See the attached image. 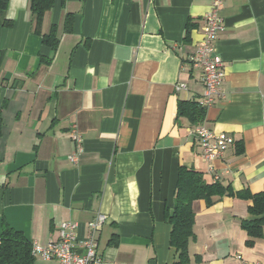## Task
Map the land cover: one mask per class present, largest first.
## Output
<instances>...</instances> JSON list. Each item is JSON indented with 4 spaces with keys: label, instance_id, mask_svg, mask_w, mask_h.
<instances>
[{
    "label": "crops",
    "instance_id": "0c3cea01",
    "mask_svg": "<svg viewBox=\"0 0 264 264\" xmlns=\"http://www.w3.org/2000/svg\"><path fill=\"white\" fill-rule=\"evenodd\" d=\"M212 0H57L43 30L59 25L50 47L33 32L29 0H10L11 27L0 29V234L3 222L46 245L62 221L78 239L95 233L102 264H172L171 225L180 164L235 190L264 193V0H225L216 49L225 62L222 96L204 124L242 140L214 161L202 157L193 126L177 118L180 99L201 100V71L189 60ZM75 14L74 31L64 17ZM196 26L185 41L186 24ZM179 83L186 89L177 90ZM77 125L78 150L72 139ZM76 153L77 161L70 155ZM251 201L224 196L193 204L190 264H264V235L253 245L241 220ZM118 235V244H109ZM35 264H59L37 257Z\"/></svg>",
    "mask_w": 264,
    "mask_h": 264
},
{
    "label": "trees",
    "instance_id": "16d2710c",
    "mask_svg": "<svg viewBox=\"0 0 264 264\" xmlns=\"http://www.w3.org/2000/svg\"><path fill=\"white\" fill-rule=\"evenodd\" d=\"M57 0H29V10L32 17V30L40 35L44 45L50 47L49 56L42 55L41 62L50 64L54 59L56 50L60 45L59 25L51 24L47 31L43 30V23L49 11L56 5ZM65 5V0H61ZM10 0H0V29L11 27L14 20L7 16ZM75 14L67 12L64 17L63 30L65 33L74 31ZM196 26L192 18L186 24L185 41L190 40L192 29ZM6 51L0 49V67L3 64ZM207 108L199 100L180 99L178 101L177 118L185 117L189 123L196 127L204 123ZM2 120L0 116V133ZM236 141V140H235ZM236 152H244L242 140L236 141ZM175 188L174 205L167 206L164 218L173 227L170 234V245L176 250V258L172 264H190V240L195 239L194 226L196 212L193 204L196 200H204L207 206H212L224 196H235L250 200L249 213L251 218L241 220L242 227L250 236L248 245H253L256 238L264 235V193H254L249 188L235 190L231 184H224L219 176L210 181L204 172L194 166L180 164ZM109 244H118V235L111 238ZM37 256L33 253V242L25 233L17 230L7 222H3L0 234V264H35Z\"/></svg>",
    "mask_w": 264,
    "mask_h": 264
},
{
    "label": "built area",
    "instance_id": "2783aa9c",
    "mask_svg": "<svg viewBox=\"0 0 264 264\" xmlns=\"http://www.w3.org/2000/svg\"><path fill=\"white\" fill-rule=\"evenodd\" d=\"M224 1L212 0L208 14L205 16V32L196 51L189 58L192 65L201 71L205 89L200 104L207 109L222 96L225 77V62L216 49L217 37L224 29L219 16ZM186 87V83H179L176 89L181 90ZM192 131L200 144L202 157L207 161L222 158L236 142L233 135L214 131L204 123L197 125ZM71 137L76 141L79 150L83 139L77 125L73 126ZM70 158L74 162L78 160L76 153L71 154ZM104 221L105 215L100 214L91 223L92 233L81 240L78 239L76 232L78 224L71 220L62 221L58 229V238L46 245L33 242V253L37 257L55 259L59 264H102L103 257L95 233Z\"/></svg>",
    "mask_w": 264,
    "mask_h": 264
}]
</instances>
